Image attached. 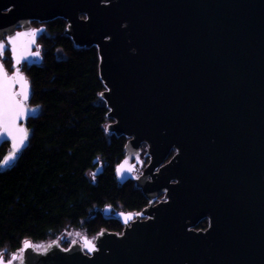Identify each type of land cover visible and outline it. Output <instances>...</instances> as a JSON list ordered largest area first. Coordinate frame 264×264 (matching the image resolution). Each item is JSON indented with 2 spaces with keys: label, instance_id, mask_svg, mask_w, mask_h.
I'll use <instances>...</instances> for the list:
<instances>
[{
  "label": "water",
  "instance_id": "water-1",
  "mask_svg": "<svg viewBox=\"0 0 264 264\" xmlns=\"http://www.w3.org/2000/svg\"><path fill=\"white\" fill-rule=\"evenodd\" d=\"M59 18L77 47L98 48L107 129L128 139L117 178L149 205L106 207L123 232L67 250L65 236L41 251L25 241L23 264H264V0H0V145L12 147L2 169L37 113L22 69L42 63L46 27L32 22Z\"/></svg>",
  "mask_w": 264,
  "mask_h": 264
},
{
  "label": "trees",
  "instance_id": "trees-1",
  "mask_svg": "<svg viewBox=\"0 0 264 264\" xmlns=\"http://www.w3.org/2000/svg\"><path fill=\"white\" fill-rule=\"evenodd\" d=\"M67 26L62 18L46 23L39 39L43 61L23 69L32 88L28 103L37 113L26 121L27 148L0 169V252H18L28 240L48 242L67 228L90 236L122 233L121 221L106 216L105 208L139 212L149 204L134 181L117 178L128 139L107 129L113 119L101 97L98 48L77 47ZM2 61L13 70L10 52ZM9 151V142L0 146V164Z\"/></svg>",
  "mask_w": 264,
  "mask_h": 264
},
{
  "label": "rangeland",
  "instance_id": "rangeland-1",
  "mask_svg": "<svg viewBox=\"0 0 264 264\" xmlns=\"http://www.w3.org/2000/svg\"><path fill=\"white\" fill-rule=\"evenodd\" d=\"M34 24V23H33ZM35 25V24H34ZM36 28H39L38 26H35ZM41 45V44H40ZM42 51V49H41ZM7 56V55H6ZM5 64V63H4ZM7 64V63H6ZM6 69L9 73H11L12 71H14V68L13 70L11 71L7 66H6ZM24 71V70H23ZM25 72V71H24ZM13 73V72H12ZM27 106L28 107H31L29 105V103H27ZM28 134H29V131H28ZM142 150V157H143V160H145V165L149 164L150 163V157H147L146 154L148 153V145H144L143 148L141 149ZM174 154V152H173ZM172 154V155H173ZM0 169L1 166H0ZM142 173V171H140ZM65 236V238L63 240H61L58 244L61 248L63 249H69L73 244H75V242L77 243H82V237L83 238H88L92 241H95V238L97 235L95 236H90L88 235L85 230L83 229H74V228H67L65 229L58 237H56V239H52V240H49L48 242H33V245L35 248H37V250L41 251L43 249H46L50 244L54 243V242H57L61 239V237ZM19 252V251H18ZM17 252V253H18ZM20 259L19 261H17L16 264H23L22 262V252L20 251ZM6 254L7 257H11L13 253L11 254H8L6 251H1L0 252V257L2 255Z\"/></svg>",
  "mask_w": 264,
  "mask_h": 264
},
{
  "label": "flooded vegetation",
  "instance_id": "flooded-vegetation-1",
  "mask_svg": "<svg viewBox=\"0 0 264 264\" xmlns=\"http://www.w3.org/2000/svg\"><path fill=\"white\" fill-rule=\"evenodd\" d=\"M35 25H34V24ZM42 25H45V27H46V23H40L39 21H33L32 22V26L34 27V28H36L35 26H38V27H41ZM38 43H39V41H38ZM40 44V43H39ZM7 52H9V51H7ZM6 52V53H7ZM5 53V54H6ZM11 54V53H10ZM3 59V58H2ZM27 64H24L23 65V69L25 68V66H26ZM14 68V67H13ZM23 69H22V71H23ZM8 72V71H7ZM13 72V71H12ZM11 72V73H12ZM24 72V71H23ZM9 73V72H8ZM11 73H9V74H11ZM21 125H26V122H23V123H21ZM9 142V145H10V151H9V153L12 151V147H11V142L10 141H5V142H3L2 144H4V143H8ZM1 144V145H2ZM0 145V146H1ZM145 144H143L142 145V148H143V146H144ZM141 152H142V150H141ZM8 153V154H9ZM7 154V155H8ZM141 158H142V160H143V157H142V153H141ZM147 166V164L145 165V160H143V166L140 168V167H138V175H140L141 174V172L140 171H143V169L145 168ZM163 200V196H161L160 198H159V200H158V202L159 201H162ZM149 202V201H148ZM149 205V204H148ZM120 211H123V210H120ZM116 212H119V211H116ZM116 212H114V211H112V214H114V213H116ZM125 212H127V211H125ZM205 221H207L208 222V220H205ZM208 225H209V222H208V224H207V227H206V229L208 228ZM197 229V228H196ZM198 230V229H197ZM202 230V229H201ZM205 230V229H204ZM33 243V242H32ZM22 249V248H21ZM21 249L19 250V252L21 251ZM37 249V248H36ZM17 253V252H15V253H13L12 254V256L11 257H7L6 256V254H4L3 256H1L0 258H3L5 261H9V260H11L15 255H18V257H17V259L14 261V264H16L17 263V261H19V259H20V253Z\"/></svg>",
  "mask_w": 264,
  "mask_h": 264
}]
</instances>
